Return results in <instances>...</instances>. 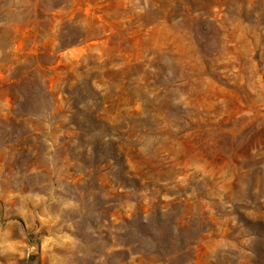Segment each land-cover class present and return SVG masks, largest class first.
Segmentation results:
<instances>
[{
    "label": "rangeland",
    "instance_id": "374dc122",
    "mask_svg": "<svg viewBox=\"0 0 264 264\" xmlns=\"http://www.w3.org/2000/svg\"><path fill=\"white\" fill-rule=\"evenodd\" d=\"M0 264H264V0H0Z\"/></svg>",
    "mask_w": 264,
    "mask_h": 264
}]
</instances>
